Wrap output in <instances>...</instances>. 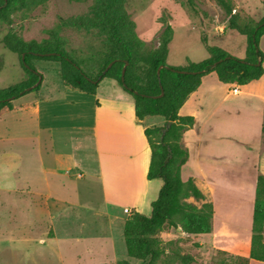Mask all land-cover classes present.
<instances>
[{"label":"crops","instance_id":"obj_1","mask_svg":"<svg viewBox=\"0 0 264 264\" xmlns=\"http://www.w3.org/2000/svg\"><path fill=\"white\" fill-rule=\"evenodd\" d=\"M262 37L264 34L259 40ZM221 85L231 93L221 97L217 89ZM233 85L220 82L215 73L212 78L203 76L180 107L179 115L193 117V125L181 136L188 157L180 177L183 181L191 178L204 195L203 200L190 197L189 202L198 207L210 202L213 207L212 230L199 235L196 246L220 249L248 260L256 177L264 175V73L245 85ZM234 87L237 93L232 92ZM51 90L47 95L39 90L25 94L12 102V109L0 110V119L13 113L18 117L35 115L36 135L22 140H35L34 153L40 165L34 176L25 169L23 173L27 176L24 187L30 192L23 191L22 195L35 200L22 199L19 207L7 202L6 224L24 228L25 232L30 228L51 229V234L46 233L36 244L43 260L49 255L59 264H80L82 255L86 259L97 255V262L102 264L110 261L108 249L118 243L126 255L123 234L118 231L120 226L123 229L124 217L129 216L124 208L147 215L157 197L162 181L146 178L150 148L144 128L163 126L165 122L163 118L148 119L150 116L138 121L131 96L112 79H102L94 94L66 86L61 79L60 85ZM230 95L237 99L225 104ZM218 124L236 128L239 137L229 132L228 139L215 142ZM237 143L249 150L239 167L235 162ZM76 152L94 153L96 167L78 160ZM231 162L235 164L231 166ZM132 175L134 183L128 189L116 187L115 177L126 183ZM69 188L74 189L71 197L75 199L59 193ZM83 210L88 212L82 214ZM14 212L20 215L12 216ZM169 231L179 237L191 235L180 228ZM24 235H20L23 245L27 243ZM122 260L140 264L127 255Z\"/></svg>","mask_w":264,"mask_h":264},{"label":"trees","instance_id":"obj_2","mask_svg":"<svg viewBox=\"0 0 264 264\" xmlns=\"http://www.w3.org/2000/svg\"><path fill=\"white\" fill-rule=\"evenodd\" d=\"M47 1L0 0V21L9 23L14 12L29 11ZM184 1L194 9L193 0ZM215 1L227 16L226 29L246 39L243 58L209 45L207 38L203 37L201 41L208 53L205 59L197 62L187 60L184 65L177 67L168 66L165 60L173 32L171 26L164 27L157 48L145 51L134 33V23L125 11V0H93L88 14L62 21V24L77 29H96L112 50V55L100 60L99 71L94 76L88 75L80 63L64 50L53 31L49 39L41 42L25 41L10 31L2 38L3 46L18 55L20 67L27 77L22 82L0 89V110L12 109L14 100L39 90L42 74L33 65L38 60L57 63L63 84L87 94H94L102 79L115 80L131 96L138 121L148 116L164 119L163 126L144 128L150 148L146 178L160 179L162 185L156 199L150 203L149 214L132 213L125 219L122 229L126 255L141 261L140 264H155L163 257L165 250L158 234L165 227L180 228L191 235L209 234L212 230V204L203 202L198 207L189 202L190 197L203 200L204 195L191 178L183 181L180 177L181 166L188 157L187 150L181 144V136L185 129L193 125L192 116L178 114L180 107L198 88L201 78L210 72H214L220 82L235 85H245L259 79L264 73V54L258 47L259 39L264 34V1L263 15L258 21L232 13L230 0ZM262 115L264 118V105ZM167 122L170 123L166 125ZM263 227L264 175L258 174L249 258L264 262ZM168 253V262L175 259L181 264H190L193 261L189 254ZM119 264L130 263L122 260Z\"/></svg>","mask_w":264,"mask_h":264},{"label":"rangeland","instance_id":"obj_3","mask_svg":"<svg viewBox=\"0 0 264 264\" xmlns=\"http://www.w3.org/2000/svg\"><path fill=\"white\" fill-rule=\"evenodd\" d=\"M230 1L233 7L232 13L236 12L241 18H252L258 21L263 15L264 0ZM193 2L194 9L188 7L184 0H125L124 7L129 19L134 23V33L142 42L145 51L157 48L159 36L164 27L171 26L173 32L165 60L168 66L177 67L184 65L187 60L197 62L205 59L208 53L201 41L203 37L207 38L209 45L218 46L234 57L243 58L246 39L237 32L226 29L227 16L216 1L193 0ZM92 4L93 0H48L45 4L29 11L14 12L9 23L0 21V89L22 82L27 77L20 67L18 55L3 46L2 38L9 31L25 41L34 40L36 42L49 39L53 31L60 39L64 50L80 63L88 75L97 74L100 60L113 54L105 44L103 37L99 36L98 31L93 28L77 29L62 24V21L69 17L88 14ZM258 47L264 54V37L259 40ZM33 65L43 77L39 88L41 94L47 95L52 88L60 85L57 63L37 60L33 62ZM211 75L214 76V73L210 72L205 76L212 78ZM217 89L221 97L228 91L231 93L229 88L227 90L222 85ZM31 94L35 92L29 93ZM236 99L235 95H230L225 104L234 102ZM148 119L160 120L161 117L150 116ZM215 128V142L228 139L227 133L229 132L238 137L240 135L236 128L219 124ZM36 132V117L35 115L30 116V113L22 117L13 113L0 119V264H59L54 257L46 255L43 260L36 252L39 239L46 233L50 235L51 229L48 227L45 229L30 228L25 232L24 228H15L14 225L6 224L8 221L7 202L19 207L22 199L35 200L32 196L22 195V192H30L29 187H24L27 183L24 181L27 177L23 175L24 169L34 176L40 166L37 154L34 153L36 142L35 140H22V137L34 136ZM237 140L236 142H240L239 139ZM237 144L235 162L239 167L241 162H245V158L248 157L249 150ZM218 149H221L219 151L222 155V147ZM76 158L84 160V163L91 167H96L94 153L76 152ZM227 162L230 163L228 160ZM235 162H231V166ZM73 190L69 188L59 193L68 198L71 197ZM85 190L82 189V192ZM81 199L84 200V197L82 196ZM81 212L86 214L88 211ZM120 214H122L121 211ZM11 215L19 216L20 214L14 212ZM113 227L116 229V225ZM118 231L119 235L122 234L121 226ZM20 235H24L23 239L26 238L25 245L22 244ZM158 237L165 254L155 264H181L175 259L166 261L168 252L191 255L193 261L190 264H264L263 261L251 258L247 260L208 246L199 249L195 243L199 235H190L192 239L185 236L179 237L177 232H170L169 228L165 227ZM85 257L82 255L84 261L80 264H99L97 255L87 259ZM107 257L110 261L101 262L102 264H119V260L126 258V255L118 243L114 249H108ZM132 261L137 262L138 260L133 259ZM138 262L141 263V261ZM63 263L71 264L69 261Z\"/></svg>","mask_w":264,"mask_h":264},{"label":"bare ground","instance_id":"obj_4","mask_svg":"<svg viewBox=\"0 0 264 264\" xmlns=\"http://www.w3.org/2000/svg\"><path fill=\"white\" fill-rule=\"evenodd\" d=\"M122 181H124V180H122ZM122 181L120 180V178L115 177L116 187H124L125 189H128V187H130V184L134 183V177L132 175L131 180H128V181L125 180V181H127L126 183H124Z\"/></svg>","mask_w":264,"mask_h":264},{"label":"built area","instance_id":"obj_5","mask_svg":"<svg viewBox=\"0 0 264 264\" xmlns=\"http://www.w3.org/2000/svg\"><path fill=\"white\" fill-rule=\"evenodd\" d=\"M232 92L233 93H237L238 92V89L236 87H234L232 89ZM124 212H126L129 216L132 214L127 208H124Z\"/></svg>","mask_w":264,"mask_h":264},{"label":"water","instance_id":"obj_6","mask_svg":"<svg viewBox=\"0 0 264 264\" xmlns=\"http://www.w3.org/2000/svg\"><path fill=\"white\" fill-rule=\"evenodd\" d=\"M123 69H124V68H123ZM122 72H123V70H122ZM35 85H37V84H35ZM35 85H34V86H35ZM169 123H170V122H167L166 125H168Z\"/></svg>","mask_w":264,"mask_h":264}]
</instances>
